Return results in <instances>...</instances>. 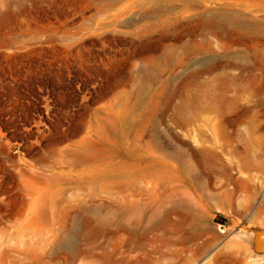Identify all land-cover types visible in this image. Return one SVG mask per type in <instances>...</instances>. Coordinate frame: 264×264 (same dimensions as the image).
<instances>
[{"label": "rangeland", "instance_id": "rangeland-1", "mask_svg": "<svg viewBox=\"0 0 264 264\" xmlns=\"http://www.w3.org/2000/svg\"><path fill=\"white\" fill-rule=\"evenodd\" d=\"M263 241L264 0H0V264Z\"/></svg>", "mask_w": 264, "mask_h": 264}, {"label": "bare ground", "instance_id": "bare-ground-1", "mask_svg": "<svg viewBox=\"0 0 264 264\" xmlns=\"http://www.w3.org/2000/svg\"><path fill=\"white\" fill-rule=\"evenodd\" d=\"M224 259H225V257L224 258L223 257H220V258H218V259L215 260V263L216 264H221L224 261Z\"/></svg>", "mask_w": 264, "mask_h": 264}, {"label": "water", "instance_id": "water-1", "mask_svg": "<svg viewBox=\"0 0 264 264\" xmlns=\"http://www.w3.org/2000/svg\"><path fill=\"white\" fill-rule=\"evenodd\" d=\"M263 245H264V241H263Z\"/></svg>", "mask_w": 264, "mask_h": 264}]
</instances>
